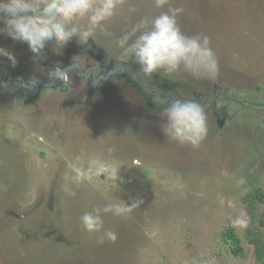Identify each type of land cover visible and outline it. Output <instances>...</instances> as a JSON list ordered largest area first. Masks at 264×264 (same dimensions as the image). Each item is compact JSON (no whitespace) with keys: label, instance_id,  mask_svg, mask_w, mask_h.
Masks as SVG:
<instances>
[{"label":"rangeland","instance_id":"rangeland-1","mask_svg":"<svg viewBox=\"0 0 264 264\" xmlns=\"http://www.w3.org/2000/svg\"><path fill=\"white\" fill-rule=\"evenodd\" d=\"M169 8H183L182 32L209 37L218 61L215 78L148 75L183 98L213 97L198 147L165 136L167 104L88 50L141 70L123 37ZM78 23L79 37L39 57L0 34L17 58L0 57V264H259L247 235L264 237V201L254 220L243 197L250 170L264 194V108L244 100L264 98V0H122L92 31ZM133 199L126 217L103 214L115 242L82 227L85 212Z\"/></svg>","mask_w":264,"mask_h":264},{"label":"clouds","instance_id":"clouds-1","mask_svg":"<svg viewBox=\"0 0 264 264\" xmlns=\"http://www.w3.org/2000/svg\"><path fill=\"white\" fill-rule=\"evenodd\" d=\"M122 0H0V34L14 41L26 43L37 57L49 44L63 48L74 37H79L81 27L78 21L86 18L88 31L112 17ZM167 0H154L157 7H163ZM183 8H169L156 16L150 29L136 35L133 28L123 37L130 41V51L135 62L146 75L172 74L181 68L193 76L215 78L218 61L210 47L207 36L186 35L182 32L177 16ZM87 35V32H85ZM134 37V38H133ZM0 57H7L13 67L17 58L13 52L0 47ZM164 108L166 123L162 124L165 136L181 144L198 147L208 134V119L204 106L195 99L176 96L167 101ZM113 179L122 181L113 170ZM78 178V177H74ZM142 201L131 203H108L96 207L81 216L82 227L89 233H103L100 242L106 238L112 242L117 234L104 228L103 214L112 213L126 217Z\"/></svg>","mask_w":264,"mask_h":264},{"label":"trees","instance_id":"trees-1","mask_svg":"<svg viewBox=\"0 0 264 264\" xmlns=\"http://www.w3.org/2000/svg\"><path fill=\"white\" fill-rule=\"evenodd\" d=\"M258 95L264 92L262 86L257 88ZM246 105L250 108H264V98H257L253 100L250 97H246L244 100ZM246 187L249 188L247 194L243 197L244 203L248 205L249 213L251 217L255 220L257 216L258 206L264 201V194L262 190L256 185L257 177L253 170L247 172L245 176ZM223 238L226 241H230L233 244V253L240 256L243 252V247L241 245V237L239 236L236 228L233 225H229L223 232ZM247 238L251 244L254 245L255 256L259 264H264V237L261 233L254 230L248 232Z\"/></svg>","mask_w":264,"mask_h":264},{"label":"flooded vegetation","instance_id":"flooded-vegetation-1","mask_svg":"<svg viewBox=\"0 0 264 264\" xmlns=\"http://www.w3.org/2000/svg\"><path fill=\"white\" fill-rule=\"evenodd\" d=\"M100 61H101V63L105 66V67H107V68H109L110 69V73L111 72H119V73H125V74H127L128 76H130L131 78H132V80L133 81H136V82H138L141 86H142V88L144 89V91L145 92H147L148 94H150L151 96H155V92H154V89H153V87H151L148 83H146V81H145V76L144 75H142L141 73H140V71L141 70H139V69H136L133 65H131L130 63H124L123 61L121 62V61H114V60H109V59H107V60H109V61H105L106 59L104 58L103 60H101V59H99ZM113 62H121V63H123L122 65H120V64H115V63H113ZM129 66H128V65ZM94 71L96 70V68H94L93 69ZM108 76V75H107ZM106 76V77H107ZM147 78H148V81H149V83L150 84H155V83H153L151 80H150V78H149V76L147 75ZM164 97H165V95L164 94H162ZM175 95L176 96H179L177 93H175ZM179 97H181V96H179ZM181 98H183V97H181ZM198 101L202 104V100H200L199 98H198Z\"/></svg>","mask_w":264,"mask_h":264},{"label":"water","instance_id":"water-1","mask_svg":"<svg viewBox=\"0 0 264 264\" xmlns=\"http://www.w3.org/2000/svg\"><path fill=\"white\" fill-rule=\"evenodd\" d=\"M92 47H93L92 45L90 47H88V50H90L91 52H93V54L97 55V57H99V59L103 60L104 58H103L102 54L100 52H98L97 50H95L94 48H92ZM105 61H109V60L106 59ZM113 63L120 64V65L123 64L121 62H113ZM140 73L145 76L146 83H148L151 87H153L154 92H155L154 99L156 101L162 102V101H167L170 98L176 97V95H175V93L173 91H171V90H165V89H163L161 86H159L157 84H150L149 81H148L147 75L144 74L142 72V70L140 71ZM162 94H164L165 97ZM211 98H213V97H211ZM211 98H202L201 100L204 101L206 99H211Z\"/></svg>","mask_w":264,"mask_h":264}]
</instances>
